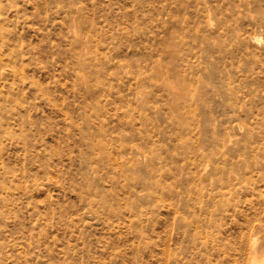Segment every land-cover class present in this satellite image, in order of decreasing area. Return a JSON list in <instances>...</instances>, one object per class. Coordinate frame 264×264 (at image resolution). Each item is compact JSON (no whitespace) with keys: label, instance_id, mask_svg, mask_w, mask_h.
<instances>
[{"label":"rangeland","instance_id":"374dc122","mask_svg":"<svg viewBox=\"0 0 264 264\" xmlns=\"http://www.w3.org/2000/svg\"><path fill=\"white\" fill-rule=\"evenodd\" d=\"M254 237L264 0H0V264H250Z\"/></svg>","mask_w":264,"mask_h":264},{"label":"bare ground","instance_id":"6f19581e","mask_svg":"<svg viewBox=\"0 0 264 264\" xmlns=\"http://www.w3.org/2000/svg\"><path fill=\"white\" fill-rule=\"evenodd\" d=\"M82 39V38H81ZM80 39V40H81ZM83 40V39H82ZM81 40V41H82ZM253 40H257V37H253ZM80 42V41H79ZM85 42V41H83ZM167 72V71H166ZM175 89V87H173L172 91ZM177 92V91H176ZM175 94V93H174ZM173 94V95H174ZM177 94V93H176ZM228 138V136H227ZM224 149V148H223ZM253 236V235H252ZM255 243H256V238H252V245H253V249H252V258H251V263L250 264H264V252L258 250L257 247H255Z\"/></svg>","mask_w":264,"mask_h":264}]
</instances>
